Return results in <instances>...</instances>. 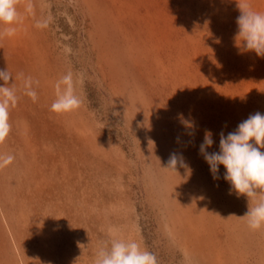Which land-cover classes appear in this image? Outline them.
Here are the masks:
<instances>
[{"label": "rangeland", "instance_id": "1", "mask_svg": "<svg viewBox=\"0 0 264 264\" xmlns=\"http://www.w3.org/2000/svg\"><path fill=\"white\" fill-rule=\"evenodd\" d=\"M238 2L19 0L0 40L20 97L0 143L14 156L0 168V264H94L110 232L158 264H264L246 196L199 152L206 130L217 152L221 131L264 114V57L236 46ZM69 72L82 103L53 112ZM173 153L187 168H168Z\"/></svg>", "mask_w": 264, "mask_h": 264}, {"label": "clouds", "instance_id": "2", "mask_svg": "<svg viewBox=\"0 0 264 264\" xmlns=\"http://www.w3.org/2000/svg\"><path fill=\"white\" fill-rule=\"evenodd\" d=\"M19 0H0V40L16 34V27L23 17L18 11ZM237 7L240 15L236 19L237 33L235 43L242 51H254L264 57V12L252 9L247 0H239ZM38 27L42 26L37 24ZM23 76V74H21ZM0 143L11 132L10 111L20 97L13 83V75L7 69H0ZM32 77L23 79L24 94L36 102L37 92ZM82 101L75 93L72 73L61 77L56 84V99L51 110L56 113L70 112L81 105ZM187 127H193L188 120L182 121ZM214 143L210 130L205 131L199 152L210 166L214 179H219V166L226 169L223 178L230 184V192L246 196L248 209L240 217L246 220L253 231L264 228V114L259 111L250 114L240 122L237 128L227 135L220 133L219 151L208 152ZM14 156L0 155V168L12 163ZM187 168L182 156L173 153L168 168L175 170L177 165ZM176 171V170H175ZM234 215V214H233ZM94 264H158L155 253L143 248L136 240H125L110 232L109 239L102 242L95 252Z\"/></svg>", "mask_w": 264, "mask_h": 264}]
</instances>
